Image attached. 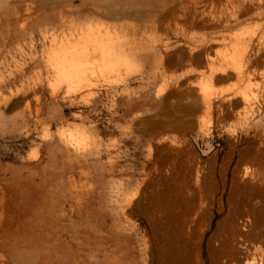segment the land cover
Instances as JSON below:
<instances>
[{
  "label": "rangeland",
  "instance_id": "1",
  "mask_svg": "<svg viewBox=\"0 0 264 264\" xmlns=\"http://www.w3.org/2000/svg\"><path fill=\"white\" fill-rule=\"evenodd\" d=\"M108 1L0 0V29L35 32L22 51L0 37V264H57L58 245L69 264H162L160 249L166 264H264V56L239 77L206 72L263 19L217 0ZM55 11L67 22L42 35L36 19ZM82 29L127 44L86 73L90 91L50 69Z\"/></svg>",
  "mask_w": 264,
  "mask_h": 264
},
{
  "label": "bare ground",
  "instance_id": "2",
  "mask_svg": "<svg viewBox=\"0 0 264 264\" xmlns=\"http://www.w3.org/2000/svg\"><path fill=\"white\" fill-rule=\"evenodd\" d=\"M110 1L112 2V0H110ZM110 1H108V2H110ZM113 2H114L113 5L117 4L116 0H114ZM30 4H32V2H30ZM216 4H217V7H220L222 9L224 7H228L229 5H232V6H234L233 8H235L237 13H241V14H245V13H248L252 10H255L256 15L259 18L263 19L262 26L260 28H258V31L254 32L252 35L244 36L242 38L233 37V39L231 40V42L233 43V46H234L233 47V54H234L233 55V57H234L233 62H230L228 60H221V61L216 62L213 58H211L209 56L206 57V61L209 62V66H208L206 72L210 78H214L217 73L228 74V72H233L235 75H237L239 77V75H241L243 73V71L251 70V67L253 65V58L255 56H264V0H217ZM28 7H29V5H28ZM31 11H32V9H31ZM17 14H19V13L17 12ZM5 15H7V14H5ZM57 18L61 19L62 23L67 22V18L64 16V14L61 11H55L52 16L45 13L43 18L36 19V22H35L36 26L35 27L38 28V31L42 35L44 33L46 34L48 31L47 25L52 26L53 24H55ZM31 23H33V22H31ZM44 24L46 25V27L41 28L42 26H44ZM29 26H30L29 19H24L23 21L21 20L19 22V27H15L12 30L9 28V25L7 24V31L0 29V37L2 39V44L4 46L8 45L11 40L14 41L13 37L16 35V38H17L16 48L18 49V51H22L23 39H26L27 36H29V35L33 36V34L35 33L32 28L29 29ZM29 30H31V31H29ZM126 45L127 44L123 43L118 36L116 37V39H114L112 36L109 35L108 32L102 33L101 31H99L96 34L95 33H89V34L87 33L86 34L83 32V29H82V30H79V35H78L77 41L72 43L69 46L63 47V49L61 50V53L53 59L54 61L51 64L50 69H52L51 70L52 73L60 81L68 80L70 82V86H69L70 88L69 89L78 88L79 91H90L94 87V85L92 83H90V81H89L90 79L88 77L86 78V76H88L87 74L95 73V71L97 69H99L100 71H103L104 69L114 68L115 66L119 65L128 56V54L126 52V49H127ZM1 51H2V49H0V54H1ZM262 74L264 75V70H263ZM5 84H6V81L4 80L3 73L0 71V87L5 86ZM22 92L26 93L24 85H22V84L20 85L19 88L15 89V91H13L11 89L9 90L11 97L14 95L17 96L19 94H22ZM211 96H212V94L210 93V91H208V89L206 87L202 88L203 104L207 110H211V108L213 106ZM0 97H1V95H0ZM1 99H3V101L5 103L8 100V98L4 97V96H2ZM243 104L245 107L251 106V101L249 99L245 98ZM65 143H67V142H65ZM66 145H68V143ZM247 171H248V168H246V172ZM157 213H158V205L156 203H154L153 204V219H154V221H153L152 228H153V232L155 235L154 240H155L156 244L160 243V231H159V228L157 227L158 222L156 221L157 220ZM102 238H103V236H102ZM102 238L99 240H96L94 243L95 244L94 246H97V248H96L97 250L99 247L106 246L104 244L105 241ZM112 239H114L117 242V240L119 238L116 235ZM103 244H104V246H102ZM55 245H56V243H55ZM68 245H69V243H68ZM59 246L60 245L57 246L58 247L57 252L55 251L57 253L56 257H55L56 263L57 264H69V262L71 263L72 259H73L72 255H70L69 252H65L66 251L64 249L65 247L63 248L65 251H62V254L59 253L60 252ZM70 246H72V244ZM54 247H56V246H54ZM60 248H62V247H60ZM111 250H110V252H111ZM70 251L73 252V249L72 250L70 249ZM77 251H78V249H77ZM236 252L242 253V250L237 249ZM95 253L93 251L94 255H95ZM243 253H244L245 264H253L254 258L252 257V255L249 252H243ZM160 254L162 256V262H163L162 264H166L165 249L164 250L160 249ZM75 255H77V253ZM97 255H98V253H97ZM48 257L50 260L51 255H48ZM117 257H115V258H117ZM62 258H64V260L66 259V262H62L63 261ZM91 258H93V257L91 256ZM95 258H97V257H95ZM109 258H111V256ZM97 259H99V258H97ZM99 260H101V259H99ZM76 261H77V259H76ZM97 262H98V260H97ZM155 263L156 262L154 261V257H153L151 264H155ZM95 264H97V263L95 262Z\"/></svg>",
  "mask_w": 264,
  "mask_h": 264
}]
</instances>
